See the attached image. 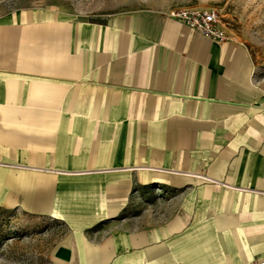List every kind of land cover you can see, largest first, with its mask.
I'll return each instance as SVG.
<instances>
[{"label": "crops", "instance_id": "crops-1", "mask_svg": "<svg viewBox=\"0 0 264 264\" xmlns=\"http://www.w3.org/2000/svg\"><path fill=\"white\" fill-rule=\"evenodd\" d=\"M0 19V207L64 222L51 264L264 259V78L169 12Z\"/></svg>", "mask_w": 264, "mask_h": 264}, {"label": "rangeland", "instance_id": "rangeland-1", "mask_svg": "<svg viewBox=\"0 0 264 264\" xmlns=\"http://www.w3.org/2000/svg\"><path fill=\"white\" fill-rule=\"evenodd\" d=\"M180 7L216 8L222 27L247 48L255 73L264 78V0H0V19L32 12L102 20L120 11L170 12ZM68 231L60 220L0 207V264H51V249Z\"/></svg>", "mask_w": 264, "mask_h": 264}, {"label": "built area", "instance_id": "built-area-1", "mask_svg": "<svg viewBox=\"0 0 264 264\" xmlns=\"http://www.w3.org/2000/svg\"><path fill=\"white\" fill-rule=\"evenodd\" d=\"M169 14L203 37L218 43L231 39L221 25L220 13L216 8L180 7L170 11ZM257 264H264V259Z\"/></svg>", "mask_w": 264, "mask_h": 264}]
</instances>
